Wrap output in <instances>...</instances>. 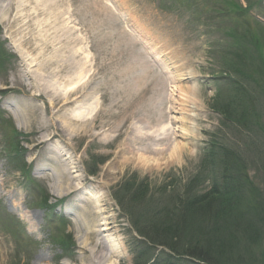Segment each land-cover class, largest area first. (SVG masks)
<instances>
[{
  "label": "rangeland",
  "instance_id": "rangeland-1",
  "mask_svg": "<svg viewBox=\"0 0 264 264\" xmlns=\"http://www.w3.org/2000/svg\"><path fill=\"white\" fill-rule=\"evenodd\" d=\"M35 2L0 0V45L10 53L8 62L0 60L3 65V68L0 66V92L5 98L4 102V98L0 101V264H34L36 257L42 255L45 260L40 264H85L79 254L82 241L86 239L79 220L81 214L66 213L73 205L72 199L68 195H57L51 188L52 179L45 180L37 174L38 164L48 156L42 149L32 150L35 131L43 133L52 125L51 130L56 126L60 128L61 108L71 110L77 103L68 105L57 98L50 99V95L40 92L42 87L38 89L34 85L33 76L37 74L34 70L42 57L36 58L39 50L33 42L25 41L42 35L43 21L53 17L50 19L48 14L34 11L43 6L38 7ZM55 2L56 9L66 10L72 34L79 36L80 42L72 46L90 55L91 73L85 76L84 84L99 87L104 93L102 99H106L100 100L98 110L106 108L112 114H119L123 109L126 112L139 106L138 115L131 122L136 121L153 131L141 133H150V138L156 139L154 143L137 144L139 153L147 158V163L140 165L131 162L130 151L116 155L126 139L128 145L131 135L99 132L98 118L95 137L73 132V140L68 141L70 144L66 142L78 171L72 176L84 179L91 186L90 191L96 190L94 194L103 197V217L113 230L103 235L118 249L117 258L111 259L116 264H167V260L161 258L167 257L174 259L168 264H184L170 257L173 255L169 252L161 254V247L155 248L140 236L134 225L135 218L142 222L144 213L159 214L162 208L168 211L170 207L176 210L178 202L174 201L184 198L188 185L196 193H206L209 183L220 176L219 162L216 160L213 165L209 160L222 148L225 153L240 154L245 160H252L256 142L264 144L261 141L264 134L253 137L240 124L231 123L222 115V105L229 103V96L237 95L232 86L234 80L243 73L241 89L245 93H248L249 75L253 80L251 68L238 66L237 55L242 53L246 54V61L256 64L254 66L262 72L256 81L258 88L254 84L250 87L251 95L257 97L255 109L264 123V0ZM27 14L29 18L24 20ZM142 38L152 45L146 48L140 41ZM34 58L36 62L27 67ZM64 71H67L64 66L57 70V77ZM189 71L193 79L181 80L179 76ZM92 73L94 80L88 81ZM18 74L22 76L21 84L16 83ZM67 75L65 80L70 82L76 74ZM188 83L197 85L198 94L192 101L195 106L193 132L186 136L178 131L186 123L181 120L184 116L177 90L189 87ZM13 103H21V113L16 119L10 108ZM29 108L34 121L22 116ZM107 121L113 123L111 119ZM106 135L109 137L105 140ZM179 144H186V148L172 158V149ZM246 162L248 180L261 189L260 198L264 199V168ZM46 163L53 166L52 161ZM135 180L141 183L137 197L128 186ZM43 197L49 198L45 209ZM74 221L80 222L75 224ZM261 222L263 225L257 228L262 229L264 237V218Z\"/></svg>",
  "mask_w": 264,
  "mask_h": 264
},
{
  "label": "bare ground",
  "instance_id": "bare-ground-1",
  "mask_svg": "<svg viewBox=\"0 0 264 264\" xmlns=\"http://www.w3.org/2000/svg\"><path fill=\"white\" fill-rule=\"evenodd\" d=\"M36 1L35 3L38 4V7L40 5L43 6L34 11L46 13L49 15L50 19L51 16L53 17L50 21H47V19L43 21L41 25V27L44 28L42 29V35H38V37H29L25 41L28 43L33 42L39 50L38 54H36V58L42 57V61L38 65L36 64L37 66L34 70V72H37V74L33 76L34 85L37 86L38 89L42 87L40 92L50 95V99L57 98L59 101H64L65 104L68 105H72L75 103L74 101L77 102L70 108L71 110L61 108L60 115L58 116L61 124L60 128L56 126L55 129L51 130L53 127L52 125L48 128L49 130H45L43 133L37 132V130L35 131L36 142L32 146V150L42 149L44 151L43 153L48 156L46 161H41L38 164L37 174L44 177L45 180H48L47 177L52 179L51 188L56 190L57 195L70 196L73 205L67 209L66 213L68 215L70 214L73 216L74 213L71 214V212L81 214V219L79 220L82 221L81 223L84 229L83 235L84 238H86L83 239L81 244L83 247H81L82 249L79 252L84 259H81V261H84L85 264H116L111 258H117L118 249L116 245L110 244L108 236L103 235L104 232H113L109 227V223H106L107 220L103 217L105 214V208H103L104 205H102V202H104L103 197L95 195L94 193L96 190L90 191L88 188L90 185L85 182L84 179L72 176L78 171L76 164L73 162V158L70 156L71 153H69V148L71 149V147L68 145L69 148L66 149L67 143L73 140V132H84V134L89 137H95L93 132L97 127L96 120L98 118V120H100L99 132H116L117 136L123 134L122 132H128V136L131 135L128 140L130 142L127 143L128 145H126V139L125 143L122 145L123 149H120L116 155L119 157V153L130 151L131 154L129 159L131 162L134 164H141V162L147 163V158H143V153H139L137 144H143L144 141L154 143L156 139L154 137L150 138V133L144 135L141 133L153 131L150 129L146 130L143 125H138L136 121L131 122V120L138 115L137 108H139V106H137V104H134L137 107L131 111L127 110L125 112L123 109L119 114L114 112L112 114L110 109L106 108L98 110L97 107L101 105L100 100L105 101L106 98L102 99L104 93L100 91L99 87L90 88L87 83L84 84L86 79L85 76L91 73V68L89 67L90 55L86 50L75 47L76 45L72 46V43L74 44L76 41L80 42V40L77 38L79 36L76 37L74 35L75 32L72 34L73 27L68 24L66 10L61 11L56 9V0ZM3 10H5L4 7L2 8V11ZM27 18H29L28 14L23 17L24 20ZM36 58L31 59L32 61L27 64V67L34 63V61L36 62ZM62 60L64 63H62ZM63 66L67 71H64L60 77H57V70L61 69ZM145 66L147 69L149 68L147 64H145ZM68 73L76 74L73 81L70 80V82H66L65 79ZM21 77L22 76L18 74L16 83L20 82L21 84ZM179 77H181L180 79L182 80L189 81L192 75L190 73H184ZM92 80H94L93 73L88 78V81ZM13 82H15L14 79ZM13 82L12 85H14ZM188 84L189 87L178 88L177 90L180 110L183 112L182 115L184 116L181 120H184L186 123V125L178 129V131L181 132V135L186 136L191 135L193 132L195 124V114L193 112L195 106L192 101L195 100L194 97L198 94L197 85L194 83ZM171 92H173V89ZM77 93L79 94L76 96ZM98 93H101L102 96L100 95L98 97ZM71 97L74 98L71 99ZM70 100L73 101L70 102ZM59 101H56V103H58L57 106H60ZM13 104L10 105V108L13 109V115L16 119L21 113V103ZM112 106H115V104L113 103ZM26 108L27 106L24 107L23 111ZM53 108L50 110H53ZM169 111L171 112L172 110L169 109ZM22 116L25 120L30 119L34 121L30 108L24 112ZM109 119L113 120V123H108L107 120ZM52 121V118H50V122ZM59 132H62V134ZM172 132L174 131L172 130ZM108 137L109 136L106 135L104 137L105 140ZM183 145L184 144H179L174 146L171 152L172 158L178 153L180 154L181 151L186 148V144ZM117 156L115 158H118ZM47 161L48 163L52 161L53 166H48L46 163ZM47 172H49L50 175H48ZM79 222L74 221L75 224ZM90 240H92V242H90ZM87 246H90V249H88ZM44 260L45 258L43 255L38 256L34 264H40L44 262Z\"/></svg>",
  "mask_w": 264,
  "mask_h": 264
},
{
  "label": "trees",
  "instance_id": "trees-1",
  "mask_svg": "<svg viewBox=\"0 0 264 264\" xmlns=\"http://www.w3.org/2000/svg\"><path fill=\"white\" fill-rule=\"evenodd\" d=\"M237 58L238 66L252 69L253 80L249 75L248 93L241 89L243 73L232 83L237 95L229 96V103L222 105V115L227 121L240 124L243 130L255 137L264 134V123L255 109L257 97L251 95L250 84L258 88L256 81L261 78L262 72L254 66L256 64L246 61V54L241 53ZM261 141L264 142V138ZM224 149L209 160L213 165L216 160L219 162L220 176L209 183L206 193H196L188 185L187 195L174 201L178 202L176 210L170 207L168 211L162 208L159 214L144 213L145 220L142 222L135 218L134 225L140 236L149 240L155 248L161 247L177 256L169 255L184 264H264V237L262 229L257 228L263 225L264 199L260 198L261 189L248 180L246 162L264 168V144L256 142L252 160H245L240 154L225 153ZM135 183L136 180L128 184L133 196L141 189V183H136L134 188ZM176 246L179 248L176 249ZM161 258L167 260V264L172 260Z\"/></svg>",
  "mask_w": 264,
  "mask_h": 264
}]
</instances>
